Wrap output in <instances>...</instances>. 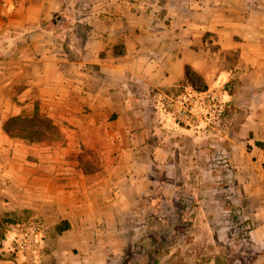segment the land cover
Segmentation results:
<instances>
[{
	"label": "crops",
	"instance_id": "1",
	"mask_svg": "<svg viewBox=\"0 0 264 264\" xmlns=\"http://www.w3.org/2000/svg\"><path fill=\"white\" fill-rule=\"evenodd\" d=\"M185 81L232 87L223 125L251 226L239 254L242 264H264V0H15L0 9V221L11 219L0 224V250L12 222L36 219V264H52L56 251L55 264H88L72 248H88L107 209L120 197L140 200L161 180L162 162L179 148L190 153L185 138L161 144L189 129L155 101ZM33 116L50 121L58 140L7 131L9 119Z\"/></svg>",
	"mask_w": 264,
	"mask_h": 264
},
{
	"label": "rangeland",
	"instance_id": "2",
	"mask_svg": "<svg viewBox=\"0 0 264 264\" xmlns=\"http://www.w3.org/2000/svg\"><path fill=\"white\" fill-rule=\"evenodd\" d=\"M185 127L189 129L187 135L162 136L160 140L173 148L176 143L183 146L184 141L190 153L179 148L181 153L175 155L174 162H162L161 180L151 185L150 193L140 200L120 197L107 209L113 214L105 213L98 219L96 230L87 234L88 248L81 252L83 249L73 247L71 257L85 256L88 264H242L239 251L246 242L236 212L244 214L245 208L236 192L227 147L229 132L223 118L206 128ZM159 155L174 158L164 148ZM223 157L229 164L228 172L222 167ZM173 172L178 174L173 176ZM10 220L5 218L0 224L9 226ZM31 220L36 219L12 222L16 229L12 238ZM58 224L63 226L62 222ZM56 235V231L51 232L49 239L54 240ZM70 236L67 234L64 240ZM4 237L0 233V249ZM56 257L57 251L52 264L57 262ZM6 259L21 264L15 259L11 242L0 250V260Z\"/></svg>",
	"mask_w": 264,
	"mask_h": 264
},
{
	"label": "built area",
	"instance_id": "3",
	"mask_svg": "<svg viewBox=\"0 0 264 264\" xmlns=\"http://www.w3.org/2000/svg\"><path fill=\"white\" fill-rule=\"evenodd\" d=\"M15 0H0V9L13 6ZM232 87L228 82L214 86H200L185 81L178 86V94L161 93L156 96V104L166 112L175 122L193 127L206 128L219 122L231 104L225 99ZM222 167L230 170L227 160L223 157ZM238 220L242 225L243 240L250 237L251 226L248 219L240 211ZM42 227L36 220H31L17 229L11 239V250L16 261L21 264H36V258L41 248Z\"/></svg>",
	"mask_w": 264,
	"mask_h": 264
},
{
	"label": "trees",
	"instance_id": "4",
	"mask_svg": "<svg viewBox=\"0 0 264 264\" xmlns=\"http://www.w3.org/2000/svg\"><path fill=\"white\" fill-rule=\"evenodd\" d=\"M6 129L13 136L25 138L33 142L51 143L58 140V136L56 135L58 132L57 128L50 121L42 119L39 116H33L30 119L20 117L11 118L7 123ZM236 221L242 231L240 221L237 218ZM62 225L57 226L56 229L58 232L66 228V224L62 222Z\"/></svg>",
	"mask_w": 264,
	"mask_h": 264
}]
</instances>
